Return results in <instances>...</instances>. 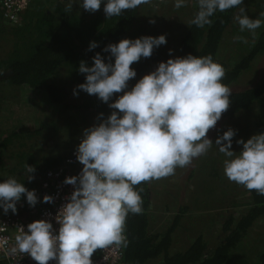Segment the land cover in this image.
Wrapping results in <instances>:
<instances>
[{"label":"clouds","instance_id":"obj_1","mask_svg":"<svg viewBox=\"0 0 264 264\" xmlns=\"http://www.w3.org/2000/svg\"><path fill=\"white\" fill-rule=\"evenodd\" d=\"M102 2L107 19L151 0H69L64 11L71 12L78 4L95 13ZM186 2L175 0L174 7H184ZM243 4L244 0H197L198 10L190 24L203 28L212 24L211 17L217 12L238 8L233 19L240 32L255 35L264 21L251 18ZM235 40L247 43L243 36ZM166 43L164 34L123 38L104 47L103 52L109 53L107 61L97 52L91 65L84 60L79 63L85 82L77 88L96 96L112 111L106 117L99 113L98 122L83 129L75 151L82 169L63 181L73 191L55 215L58 231L50 220H34L27 231L19 228L12 247H7L6 238H0V249L6 255L27 254L37 264H93L91 257L97 249L127 246L126 219L130 213L143 212L140 193L144 189L137 191L134 186L175 175L177 168H187L194 159L207 155L213 143L225 157L223 170L229 181L264 195V132L246 141L237 139L242 145L239 151L232 148L236 135L232 128L215 142L208 136L230 107L232 94L222 83L224 67L211 54L170 56L129 89V81L137 76L132 65L150 58L155 48ZM96 47L98 43L92 41L88 50ZM25 169L31 182L35 167L26 163ZM22 196L30 206L38 202L35 190L15 177L0 182V208L5 214L17 212ZM52 201L51 195L43 196V202Z\"/></svg>","mask_w":264,"mask_h":264},{"label":"trees","instance_id":"obj_2","mask_svg":"<svg viewBox=\"0 0 264 264\" xmlns=\"http://www.w3.org/2000/svg\"><path fill=\"white\" fill-rule=\"evenodd\" d=\"M64 8L59 5L58 0H38L30 5L18 21H9L14 24L12 33L16 34V40H14L7 57L0 59V82L15 88L29 87L31 90L38 91L37 98L30 103V106L39 115L37 121L40 129L27 128L25 119H19L21 111H16L14 118L3 112L0 115V162L4 150L8 145L13 144L14 140L21 139V137L33 138L40 134L44 128L52 125L55 113L61 108L73 107L67 102L70 92L52 81V77L59 68L62 66L70 68L69 74L75 84L74 89L84 97L87 93L77 88V85L85 82V74L78 71L79 63L84 60L91 65L92 57L97 52H100L107 61L109 53L103 52L106 45L117 43L123 38L140 37L137 30L133 29V22L139 7L134 10H126L121 16L106 19L105 15H98L90 20L76 11L75 13H65ZM193 9H195L194 17L198 8L196 6ZM237 11L238 8H233L225 12H217L211 17L212 24L205 25L203 28L190 24L175 47L176 49L172 48L171 52L168 47L155 48L150 58H141L138 63L132 65L137 72L136 78L131 80L132 84L134 85L144 74L157 67L159 62H166L170 56L175 58L189 53L196 56L211 54L213 60L220 63L226 71L222 83L232 90L230 107L222 114V118H231L241 110L253 109L257 133L264 132V75L257 78L251 86L232 89L238 78L245 71L252 69L254 61L264 54V29L255 35L253 44L240 46V48L247 47L244 49L247 52L238 58L235 64L229 65L221 54L227 32L231 31L234 36L239 33V26H236L233 19ZM2 17L3 8L0 2V27L3 28ZM31 26H33V30H31ZM92 41H96L98 47L89 51V44ZM114 98L116 96L113 97V100ZM86 100L88 106L97 109H110L108 104L103 103L94 95H88ZM47 105L48 107H46ZM8 110L10 113H14L10 107ZM5 118L7 122L4 120ZM35 158L33 154L28 160L33 162L36 167L43 168H40L43 170V177L47 170L57 168L62 162L60 155L52 159L45 157L42 166ZM42 178L39 183L42 182ZM19 182L24 183L29 190L39 184L34 179L31 182H26L25 178ZM238 187L248 193L249 200L244 204L231 203L233 206L244 205L245 209L237 218L230 215L223 223L222 230L225 232L223 240L211 246L205 234L201 232L191 240L188 246L175 250L173 247L174 232L181 222V216L189 211V206L185 208L179 205L178 211L173 212V216L170 217L167 224L153 230L151 183L143 182L134 186L137 191L140 188L144 189L140 193L143 199V212L141 214L130 213L126 219L125 234L128 243L127 246H124L123 264H156L157 262L162 264H226L232 258L239 244L245 241L252 227L264 218V195H258L255 190L248 191L241 185ZM180 197L183 196L177 194L173 198L180 201ZM20 201L24 203L26 198L22 196ZM21 208L17 210L16 214L23 216L26 214V210L24 207ZM0 211L3 209L0 208ZM255 264H264V261Z\"/></svg>","mask_w":264,"mask_h":264},{"label":"rangeland","instance_id":"obj_3","mask_svg":"<svg viewBox=\"0 0 264 264\" xmlns=\"http://www.w3.org/2000/svg\"><path fill=\"white\" fill-rule=\"evenodd\" d=\"M58 3L65 7L69 0H58ZM174 3L175 0H151L149 4L140 5L133 22V29L137 30L139 36H159L164 34L167 43L161 45V47L175 48L181 37L188 30L190 21L193 19L195 10L193 8L197 6V0H187L186 6L179 9L174 7ZM243 7L246 8L247 14L251 18H259L264 21V16L261 15V13H264V0H245ZM51 9L53 10V7ZM75 11L85 15L88 20L94 19L98 15H105L103 2L100 10L95 13L83 10L78 4H74L71 12L75 13ZM150 20H154L155 23H150ZM1 21L4 26L3 28L0 27V59L7 57L14 40H16V34L12 33V25L14 24L6 21L3 17ZM235 24L239 26L236 22ZM263 29L264 23H262L260 28L256 29L255 35H258ZM31 30H33V26H31ZM255 35L248 31L240 32L239 30L237 36H243L247 40V43H243L235 40L236 36L231 31L227 32L225 42L221 48L223 59L229 65L235 64L237 59L247 52L244 50L247 47L240 48V46L253 44ZM69 69L68 66L59 68L52 77V81L70 92L67 102L73 107H64L56 112L52 125L44 128L40 134L36 133L37 135L33 138L21 137V139L14 140L13 144L6 147L0 162V182L10 176L15 177L18 181L25 178L26 182H28L25 169L27 163L35 167V172L31 175L39 183L43 177V168L40 167L42 168L40 170L39 167H36L33 162L28 160L31 155H35V159L39 160V165H42V162L46 159L45 157L52 159L60 155L63 160L77 138L82 136L83 129L98 122L96 118L99 113H104L105 117L111 113L112 109H97L88 106V101L86 100L88 94L82 97L76 90L77 94L74 95L75 84L72 82ZM263 75L264 54L254 61L252 69L245 71L238 78L232 89L251 86L257 78L259 79ZM132 83L129 81V89L133 86ZM12 87L0 82V106H2L0 115L5 112V114L14 118L16 117V111H21L19 119H25L27 128L40 129L37 121L39 115L30 106V103L37 98L38 91L31 90L29 87ZM9 107L14 110V113L9 112ZM4 120L6 121V118ZM229 128L236 130L232 148L234 151H239L242 145L237 144L236 140L242 138L246 141L257 133L253 109L241 110L231 118L223 119L221 117L215 129L209 131L208 136L215 142L216 137L222 135ZM224 159V155L218 151V146L213 143L207 155L194 159L187 168H177L175 175L151 182L153 230L160 228L159 226H163V224H167V221L173 216V212L177 210L179 205L185 208L189 206V211L181 216V222L177 225L174 232L173 247L175 250L188 246L191 240L201 232L205 234L209 245L213 246L216 242H220L225 236V232L222 230L223 223L230 215L237 218L245 209L244 205H236L248 202L249 195L225 176L223 170ZM177 194L182 195L184 198L180 197V201L175 200L173 197H176ZM232 202H236V205H231ZM22 205V201L17 203V210ZM263 261L264 218L260 219L252 227L245 241L239 244L232 258L226 264H255ZM156 264L162 263L157 262Z\"/></svg>","mask_w":264,"mask_h":264},{"label":"built area","instance_id":"obj_4","mask_svg":"<svg viewBox=\"0 0 264 264\" xmlns=\"http://www.w3.org/2000/svg\"><path fill=\"white\" fill-rule=\"evenodd\" d=\"M34 1L37 0H0L4 19L10 22L18 21ZM81 137L77 138L69 153L64 156L61 164L57 168L47 170L43 181L30 189H34L38 197L35 206H30L26 200L22 205L26 210V214L23 216L14 214L11 211H8L7 214L0 211V238H6L9 241L8 248L13 246L14 237L19 228L22 226L27 231V225L34 220H50L54 229L58 231L59 225L55 221V215L59 208L67 202L66 197L73 191V186L66 185L63 181L67 176L78 175L82 169V165L75 156ZM46 194L53 197L51 203L43 202V196ZM124 256V246H109L103 250L97 249L91 259L93 264H123ZM0 258L4 260L5 264H37L30 255H6L4 249H0ZM49 264H55V261H50Z\"/></svg>","mask_w":264,"mask_h":264},{"label":"crops","instance_id":"obj_5","mask_svg":"<svg viewBox=\"0 0 264 264\" xmlns=\"http://www.w3.org/2000/svg\"><path fill=\"white\" fill-rule=\"evenodd\" d=\"M0 264H5L4 260L0 258Z\"/></svg>","mask_w":264,"mask_h":264}]
</instances>
